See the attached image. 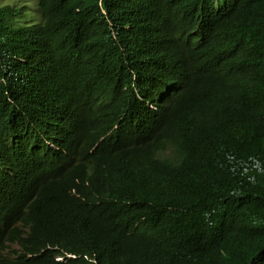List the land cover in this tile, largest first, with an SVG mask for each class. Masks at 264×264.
Returning <instances> with one entry per match:
<instances>
[{
	"label": "trees",
	"instance_id": "1",
	"mask_svg": "<svg viewBox=\"0 0 264 264\" xmlns=\"http://www.w3.org/2000/svg\"><path fill=\"white\" fill-rule=\"evenodd\" d=\"M31 1L0 0V264H264V0Z\"/></svg>",
	"mask_w": 264,
	"mask_h": 264
},
{
	"label": "clouds",
	"instance_id": "2",
	"mask_svg": "<svg viewBox=\"0 0 264 264\" xmlns=\"http://www.w3.org/2000/svg\"><path fill=\"white\" fill-rule=\"evenodd\" d=\"M138 99H140L139 96H136ZM150 108H153V105L151 103H146ZM176 154V148L173 146L172 142L167 141L160 149H158V151L156 152V155L159 156L160 159L162 160H168V159H172ZM72 194H74L76 197H79V194H76L74 190H72L71 192ZM4 250H6L8 252L7 249L4 248ZM9 255H11L8 252ZM67 256H71V254H67ZM56 260H62L63 256L59 255L55 257Z\"/></svg>",
	"mask_w": 264,
	"mask_h": 264
},
{
	"label": "rangeland",
	"instance_id": "3",
	"mask_svg": "<svg viewBox=\"0 0 264 264\" xmlns=\"http://www.w3.org/2000/svg\"><path fill=\"white\" fill-rule=\"evenodd\" d=\"M28 2H29V4H32V5H34V2H33V1H31V0H28Z\"/></svg>",
	"mask_w": 264,
	"mask_h": 264
}]
</instances>
